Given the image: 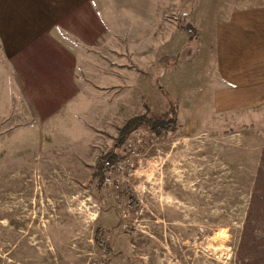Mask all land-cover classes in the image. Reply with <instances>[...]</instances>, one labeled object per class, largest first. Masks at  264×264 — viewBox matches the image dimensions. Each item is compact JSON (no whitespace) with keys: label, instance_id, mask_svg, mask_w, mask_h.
<instances>
[{"label":"rangeland","instance_id":"374dc122","mask_svg":"<svg viewBox=\"0 0 264 264\" xmlns=\"http://www.w3.org/2000/svg\"><path fill=\"white\" fill-rule=\"evenodd\" d=\"M130 1L136 2L106 1L102 11L112 17V27L121 26L116 17L134 14ZM216 1L185 0V8L170 7L165 15L170 22L182 14L191 21L198 9V14H209ZM155 8L144 14L153 15ZM158 9L162 14V7ZM196 17L197 38L185 31L187 61L181 56L165 61L177 68L166 78L165 90L181 97L183 108L205 82L201 58L206 55V37L202 16ZM139 77L138 87L130 92L146 91L142 83L147 79ZM160 89L144 106L163 115L176 102L167 106L170 98ZM209 121L199 123L197 130L206 134L198 138L186 134L182 125L162 137L135 130L117 151L124 154L127 142L135 141L141 154L132 174H119L111 187L103 183L105 174L100 188L91 182L92 166L112 149L120 121L96 128L81 146H59L56 161L48 153L50 137L31 148L13 145L5 155L0 145V264H264V187L257 188L264 149L256 169L250 156V174L224 167L204 142L213 132L207 128ZM254 198L259 204L254 201L251 209ZM99 225L106 228L111 253L96 245Z\"/></svg>","mask_w":264,"mask_h":264},{"label":"crops","instance_id":"0c3cea01","mask_svg":"<svg viewBox=\"0 0 264 264\" xmlns=\"http://www.w3.org/2000/svg\"><path fill=\"white\" fill-rule=\"evenodd\" d=\"M106 1L0 0L4 155L13 145L31 148L50 137L48 153L56 161L59 146H81L96 128L118 121L121 127L124 119L145 112V101L161 86L171 99L167 106L171 101L178 105L186 134H206L197 129L210 119L207 128L213 132L204 142L223 166L250 174L253 155L256 169L264 149V0H217L209 14L195 12L193 20L202 16L206 37L201 58L205 82L188 108L182 107L181 97L165 90L166 78L177 72L165 61L178 56L187 61L181 24L188 21L182 14L172 23L165 11L185 8V0L130 1L134 14L116 17L121 26L115 27L102 11ZM154 6L153 15L144 14ZM139 74L147 79H142L146 91L130 92L138 87ZM124 104L133 108L125 107L129 114L124 115ZM250 124L255 128H240ZM231 128L234 131L227 133Z\"/></svg>","mask_w":264,"mask_h":264},{"label":"trees","instance_id":"16d2710c","mask_svg":"<svg viewBox=\"0 0 264 264\" xmlns=\"http://www.w3.org/2000/svg\"><path fill=\"white\" fill-rule=\"evenodd\" d=\"M181 27L192 34H190V37L195 35V37L193 38H197V29L192 22L187 21L186 23H182ZM145 108V112L139 115L132 116L124 122V124L119 128L118 136L115 139V143L112 149L98 156L95 165L92 166L93 171L91 182L95 183V186H97L98 188H100V182L102 181L106 170L114 166L124 158V154L119 153L117 149L123 146L125 141L135 130L144 129L146 131H149L150 133H153L157 137H162L165 134H174L181 127L178 120V105H176L175 103H172L167 112L163 115L153 113L151 108L147 104H145ZM248 127L250 128L251 126H244V128ZM257 179L258 185L260 184V187L257 188H260L261 191V189H263L264 187L262 186V184L264 185V152L262 156V165L257 174ZM132 198L134 204L137 205L138 201H136L135 195H132ZM255 199L256 198L252 199L251 209L255 204H259V199ZM105 232L106 228L104 226H97L95 228L94 238L96 241V245L100 249H102L104 252L111 253L113 250L110 243L105 238Z\"/></svg>","mask_w":264,"mask_h":264},{"label":"built area","instance_id":"2783aa9c","mask_svg":"<svg viewBox=\"0 0 264 264\" xmlns=\"http://www.w3.org/2000/svg\"><path fill=\"white\" fill-rule=\"evenodd\" d=\"M135 144V141L127 142L126 147H124V158L106 170L103 181L104 185L110 187L115 185L116 178L119 177V174H132V171L135 168V159L141 154L139 148ZM98 264H105V260H100Z\"/></svg>","mask_w":264,"mask_h":264}]
</instances>
